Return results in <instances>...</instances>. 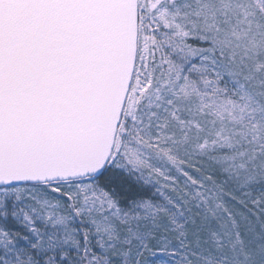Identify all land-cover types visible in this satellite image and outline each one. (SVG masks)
Wrapping results in <instances>:
<instances>
[{
  "label": "snow or ice",
  "instance_id": "obj_1",
  "mask_svg": "<svg viewBox=\"0 0 264 264\" xmlns=\"http://www.w3.org/2000/svg\"><path fill=\"white\" fill-rule=\"evenodd\" d=\"M0 264H264V0H0Z\"/></svg>",
  "mask_w": 264,
  "mask_h": 264
}]
</instances>
